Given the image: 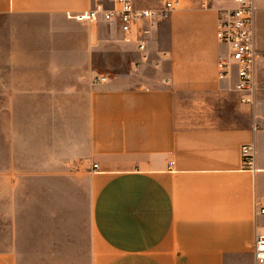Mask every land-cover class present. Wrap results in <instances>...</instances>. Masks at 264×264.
Segmentation results:
<instances>
[{
  "label": "crops",
  "instance_id": "0c3cea01",
  "mask_svg": "<svg viewBox=\"0 0 264 264\" xmlns=\"http://www.w3.org/2000/svg\"><path fill=\"white\" fill-rule=\"evenodd\" d=\"M96 4L0 0V176L87 179L74 187L85 201H32L26 216L15 203L0 264H254L264 226V0H253L252 103L217 76L224 46L215 32L228 0H178L145 51L101 17L75 19ZM129 61L138 73L106 75L108 62ZM99 75L106 81L94 83Z\"/></svg>",
  "mask_w": 264,
  "mask_h": 264
},
{
  "label": "built area",
  "instance_id": "2783aa9c",
  "mask_svg": "<svg viewBox=\"0 0 264 264\" xmlns=\"http://www.w3.org/2000/svg\"><path fill=\"white\" fill-rule=\"evenodd\" d=\"M97 4L77 14L76 20L87 24H96L101 17L105 22L116 24L121 39L134 44L140 51H145L148 36L159 22L166 20L178 0H163L157 9L139 8L133 0H112V7L105 9ZM227 7L220 9L215 36L224 51L217 61V76L220 80L233 79L230 90L237 94L240 103H252L256 91L255 66L258 58L254 38L253 0H228ZM145 57H143L144 59ZM106 81V76L99 75L94 83ZM243 165L251 167L252 145L241 146ZM97 164H92L96 169ZM258 213H263L260 208ZM254 264H264V226L255 233L253 244Z\"/></svg>",
  "mask_w": 264,
  "mask_h": 264
},
{
  "label": "rangeland",
  "instance_id": "374dc122",
  "mask_svg": "<svg viewBox=\"0 0 264 264\" xmlns=\"http://www.w3.org/2000/svg\"><path fill=\"white\" fill-rule=\"evenodd\" d=\"M255 14V20H256ZM56 23L64 24V20L60 18L55 19ZM88 25V24H87ZM1 32V29H0ZM3 33H0V37ZM75 42L72 46L71 56L79 55L78 52V42L79 36H82L79 32L74 33ZM0 38V45L3 44ZM24 45L25 41L23 42ZM28 49H24V53L29 54ZM42 54V53H41ZM106 72L111 77L113 74L117 73H138L139 68H134L133 65H117L118 69H111V65L108 62L106 65ZM5 100V97H2ZM233 105L231 103V108L229 110V117L235 118L236 112L233 110ZM8 115L3 113V118L6 119ZM8 137V133L5 134ZM3 150L6 148V144L3 143ZM84 176H75L73 174L66 176H22L8 177L6 175L0 176V250L6 249L11 244V218L14 215V206L17 202L22 203L23 215H30L32 210L30 208L31 202H63L64 200H79L85 201L87 199V192L85 188H74L76 185H84L87 182ZM79 189V190H78ZM62 205V204H61ZM38 208H34L37 211Z\"/></svg>",
  "mask_w": 264,
  "mask_h": 264
}]
</instances>
